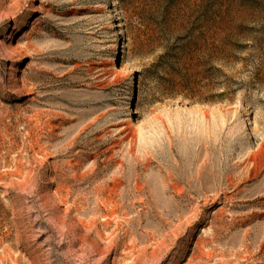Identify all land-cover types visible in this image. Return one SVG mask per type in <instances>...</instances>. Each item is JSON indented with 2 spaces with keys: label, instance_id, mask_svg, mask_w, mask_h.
I'll list each match as a JSON object with an SVG mask.
<instances>
[{
  "label": "rangeland",
  "instance_id": "1",
  "mask_svg": "<svg viewBox=\"0 0 264 264\" xmlns=\"http://www.w3.org/2000/svg\"><path fill=\"white\" fill-rule=\"evenodd\" d=\"M0 264H264V0H0Z\"/></svg>",
  "mask_w": 264,
  "mask_h": 264
}]
</instances>
